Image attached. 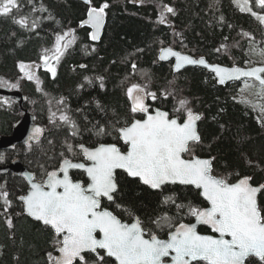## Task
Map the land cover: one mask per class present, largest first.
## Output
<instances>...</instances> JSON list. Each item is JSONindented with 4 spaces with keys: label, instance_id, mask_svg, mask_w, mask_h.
<instances>
[{
    "label": "trees",
    "instance_id": "1",
    "mask_svg": "<svg viewBox=\"0 0 264 264\" xmlns=\"http://www.w3.org/2000/svg\"><path fill=\"white\" fill-rule=\"evenodd\" d=\"M105 3L109 5L106 26L95 44L90 29L80 24L90 7ZM17 4L12 15H0V86L24 95L23 109L36 117L44 136L30 147L20 144L0 151L1 166L19 159L36 181H43L45 173L56 170L64 158L81 160L80 144H117L124 149L117 130L141 117L131 112L127 95V89L137 84L146 93L156 94V99L148 95L151 110H164L180 120L187 109L202 116L201 142L193 145V154L215 158L214 175L231 174L230 182L249 176L252 185L264 184V116L239 103L241 83L218 86L213 75L199 68L175 75L172 62L162 63L158 58L163 48L171 47L210 63L244 66L251 57H262L254 54L256 50L264 51V32L257 16L242 11L234 0H91L90 6L77 0H17ZM165 6L174 11L167 12ZM21 18L26 26L16 22ZM70 30L75 42L64 51L53 77L41 67L42 58L54 50L57 35ZM21 63L39 78V90L36 80H29L20 70ZM181 100L186 101L184 107ZM23 109L0 96V139L12 135ZM61 115L75 124V135L72 123L60 120ZM100 128L102 135L97 134ZM68 145L77 155L68 152ZM76 180L86 182L79 172ZM117 182L115 203L103 201V207L123 222L139 218L146 232L159 238H167L170 231L166 225L157 227L155 221L162 216L173 218L174 225L194 222L187 208L178 212L176 205L207 206L191 187L168 185L160 192L152 191L123 173ZM27 190L23 178L11 172L0 174V193L6 192L9 202L5 204L0 195V264H49L48 253L58 255L53 231L24 213L19 198ZM168 196L175 203H165ZM259 204L264 208V191ZM200 232L209 233L205 228ZM93 256L87 255L89 261ZM249 262L261 264L255 258ZM108 264L115 262L108 258Z\"/></svg>",
    "mask_w": 264,
    "mask_h": 264
},
{
    "label": "snow or ice",
    "instance_id": "2",
    "mask_svg": "<svg viewBox=\"0 0 264 264\" xmlns=\"http://www.w3.org/2000/svg\"><path fill=\"white\" fill-rule=\"evenodd\" d=\"M85 2L91 3V0ZM257 3L264 7V0H257ZM108 6L105 3L99 8L90 7L87 20L82 22V26L87 24L94 29L93 40L99 38ZM17 8V0H0L2 16L12 15ZM165 8L169 13L174 11ZM241 10L251 11V8ZM257 18L264 23V16ZM16 22L22 26L27 24L23 18ZM75 39L72 30L57 35L51 59L58 63ZM169 55L176 57L177 70L184 64H205L203 59L194 60L171 48L162 49L160 59ZM42 59L47 71L55 77L56 69L51 66L49 56ZM19 67L29 80H36L39 90L40 80L29 66L21 63ZM132 67L135 69L136 66L133 64ZM212 70L221 84L241 77L254 78L264 91V67L245 70L213 66ZM244 83L249 87L247 81ZM127 95L132 101L131 112L143 113L146 118L133 119L117 130L125 150L117 144L101 143L94 148L80 144V152L90 163L64 158L58 170L45 173L47 179L44 182L37 183L34 176H28L31 191L20 199L27 214L49 226L54 233V251L58 255L49 252V264H108V258H114L115 264H246L250 257L258 258L264 264V208L258 202L264 184L253 186L249 176L230 182L231 174L227 177L213 175L212 160L215 158L201 159L193 154V145L201 142L197 130L201 116L191 109H187L186 119L181 123L169 118L167 112L156 110L150 114L144 102L145 95L156 99V94L146 93L140 85L129 87ZM180 105L184 107L186 101L181 100ZM60 120L72 123L67 115H61ZM72 127L75 135L74 123ZM42 131L34 128L29 140L39 139ZM97 134H104V129L100 128ZM68 152L77 155L72 145H68ZM3 159L0 154V161ZM70 169L82 170L88 178L87 185L74 181L69 175ZM117 170H123L129 177L138 178L155 190L166 184L192 185L200 190L209 206L176 205L178 212L187 208V215L193 217L195 223L174 225L173 218L162 216L155 221L157 227L166 225L170 231L167 239H160L156 234L146 232L139 218L131 224L124 223L103 207L104 199L115 203ZM0 195L8 204V194ZM164 202L175 203L171 196L165 197ZM8 224L11 226V220ZM198 225L206 226L216 235L202 234L197 230ZM86 254H94L93 259L89 261ZM165 258L169 259L166 261Z\"/></svg>",
    "mask_w": 264,
    "mask_h": 264
},
{
    "label": "water",
    "instance_id": "3",
    "mask_svg": "<svg viewBox=\"0 0 264 264\" xmlns=\"http://www.w3.org/2000/svg\"><path fill=\"white\" fill-rule=\"evenodd\" d=\"M77 1H79V2H81V3H83V4H85L86 6H90V3H86L85 2V0H77ZM87 18H88V15H87ZM87 20V19H86ZM84 26H86V27H88L90 30H91V33L94 31V29L90 26V25H87V24H84L83 26H82V24H81V27H84ZM105 26H106V15L104 16V23H103V25H102V27L100 28V30H99V38L98 39H96V40H93V42L95 43V44H97V43H99V41H100V39L102 38V36H103V33H104V30H105ZM262 28H263V30H264V23L262 24ZM169 48H171V47H166V48H163V49H169ZM174 52H178V53H180L181 55H185V56H189L190 58H192V59H194V60H200V59H203L204 61H205V64L204 65H201V64H184L180 69H176V67H175V65H176V57L175 56H171V55H169V56H167V58L166 59H160V56H161V54H162V50L160 51V53H159V61L160 62H162V63H170V62H173V72H174V74L176 75V74H178V73H181V72H183L185 69H188V68H200V69H203V70H205V71H207V72H209L210 74H212L213 76H214V78L216 79V81H217V84H218V86H222V87H225V86H227L228 84H232V83H237V82H242V81H245V80H252V81H254V82H256L257 84H259V82L258 81H256L254 78H246V77H241V79L240 80H230V81H226L224 84H221L220 82H219V78L216 76V74H215V72L212 70V67L213 66H220V67H224V68H233V67H238V68H241V69H245V70H248V69H251V68H256V67H264V65H256V66H253V67H242V66H228V65H224V64H220V63H210V62H208L205 58H200V59H195L194 57H192V56H190V55H188V54H184V53H181L180 51H178V50H176V49H173V48H171ZM42 65H44V62L42 63ZM0 96L1 97H3V98H5V99H7V100H12V101H14V102H16L18 105H20V107L23 109V105H24V103H25V101H26V98L24 97V95H22V93L20 92V91H15V90H10V89H7L6 87H3V86H0ZM144 102H145V104L147 105V102H146V95H145V100H144ZM131 105H132V101H131ZM149 107V106H148ZM24 110V109H23ZM156 110H159V111H162V112H166V111H164V110H160V109H154L153 111H151L150 112V108H149V113L150 114H154L155 113V111ZM24 112V114H23V116H22V118L20 119V121L16 124V126L14 127V130H13V133H12V135L11 136H8V137H3V138H1L0 139V151H11V150H13L14 149V147L15 146H17V145H20V144H23V145H25V146H27V147H29V146H31L32 144H34V143H38V142H40L41 140H42V138H43V136H44V132L42 131V134L40 135V137H39V139H33V140H29V136L32 134V131H33V129L34 128H41L39 125H37L36 124V117L35 116H33V115H31L27 110H24L23 111ZM168 113V112H167ZM194 114H198V115H200L199 113H195V112H193ZM138 114H141V115H143L144 116V118H146L145 117V115L143 114V113H138ZM169 114V113H168ZM201 116V115H200ZM143 118V119H144ZM169 118H171V115L169 114ZM175 119H178V118H175ZM185 119H186V117H185ZM184 119V120H185ZM201 119H202V116H201ZM201 119L199 120V121H197V130H198V133L200 134V132H199V123H200V121H201ZM183 120V121H184ZM178 121L179 122H181L179 119H178ZM182 121V122H183ZM181 122V123H182ZM42 129V128H41ZM43 130V129H42ZM119 134V133H118ZM200 136H201V134H200ZM121 142H122V144H123V141L122 140H120ZM124 145V144H123ZM118 146V145H117ZM86 147V146H85ZM120 147V146H119ZM80 150V149H79ZM83 155V154H82ZM196 157H198V156H196ZM83 158H84V156H83ZM199 158H201V159H211V158H202V157H199ZM84 160H85V158H84ZM86 161V160H85ZM87 162V164L88 163H90V162H88V161H86ZM62 163V162H61ZM79 163H84V162H79ZM212 164H213V161H212ZM73 171H79V172H82V173H84L82 170H79V169H70L69 170V175L71 174V172H73ZM9 172H11V173H13V174H15L16 176H18V177H21V178H23L26 182H27V184H28V191H27V194L31 191V185H30V183H29V179H28V176H34V174L33 173H31L30 171H28L22 164H21V162H20V160L19 159H16V160H14L11 164H9V165H7V166H1L0 165V174H6V173H9ZM118 173H124L125 175H127V173L126 172H124L123 170H117V172H116V179H117V175H118ZM59 175L60 174H62V173H58ZM85 174V173H84ZM71 176V175H70ZM85 176H86V174H85ZM35 177V176H34ZM127 177L128 178H130V179H133V180H139L138 178H133V177H129L128 175H127ZM86 178H87V176H86ZM87 180H88V178H87ZM140 181V180H139ZM36 182V181H35ZM251 182V181H250ZM38 183V182H37ZM140 183L143 185V186H145V187H147V188H149L150 190H152V191H157V192H160V191H162V189H160V190H155V189H152V188H150L149 186H147V185H144L141 181H140ZM118 184V183H117ZM168 185H170V186H182V187H192V188H194L195 190H197V191H199V193H200V190H198V189H196L194 186H192V185H181V184H179V183H177V184H166V185H164L163 187H165V186H168ZM254 186V185H253ZM118 190H119V187H118ZM262 193V192H261ZM261 193H259L258 194V202H259V197H260V194ZM26 194V195H27ZM116 195V194H115ZM25 196V195H24ZM201 196V195H200ZM201 198L204 200V198L201 196ZM104 200H106V199H104ZM19 201L23 204V206H24V213H25V215L28 217V218H30L31 220H33V221H35V222H37V223H40L43 227H47V228H50L49 226H45L42 222H40V221H37V220H35L33 217H31V216H29L28 214H27V211H26V208H25V205H24V202L19 198ZM107 201V200H106ZM205 201V200H204ZM109 202V201H108ZM206 202V201H205ZM109 203H112V202H109ZM207 203V202H206ZM208 205V204H207ZM209 206V205H208ZM109 210V209H108ZM109 211H111V210H109ZM112 213H113V211H111ZM114 214V213H113ZM115 215V214H114ZM118 218V217H117ZM119 219V218H118ZM136 220V219H135ZM134 220V221H135ZM133 221V222H134ZM132 222V223H133ZM124 223H126V222H124ZM193 223H195V221L193 222ZM129 224H131V223H129ZM200 227H205V228H207L206 226H202V225H198V231H199V228ZM51 229V228H50ZM208 229V228H207ZM52 230V229H51ZM209 231H210V234L211 235H216V234H213V233H211V230L210 229H208ZM147 238V237H146ZM159 238V237H158ZM168 238V237H167ZM167 238H165V239H167ZM161 239V238H160ZM86 255H91V254H86ZM92 255H94V254H92ZM250 258H255V257H250ZM249 258V259H250ZM112 260H114V258H111ZM169 258H165V260L167 261ZM255 259H257L258 260V258H255ZM201 263H203V262H201ZM246 264H247V262H246Z\"/></svg>",
    "mask_w": 264,
    "mask_h": 264
},
{
    "label": "rangeland",
    "instance_id": "4",
    "mask_svg": "<svg viewBox=\"0 0 264 264\" xmlns=\"http://www.w3.org/2000/svg\"><path fill=\"white\" fill-rule=\"evenodd\" d=\"M234 1L237 2L238 7L240 9L241 8L247 9L250 7L251 11L248 12L251 13L255 12L257 14L255 16L257 17L264 16V7L259 6L257 0H234ZM66 39H70V37H66ZM70 47H68L67 49H69ZM52 52H47L46 55L49 56V58H51ZM254 54L262 55V57H260V59L257 57L256 58L251 57V61H247L244 65L245 67H252L254 65L264 64V51L256 50ZM50 64L56 69L59 65V62L57 63L55 60H50ZM244 82H242L241 85L238 87L237 99L239 103H241L244 107L255 112L258 116L260 117L264 116V91H262L260 85L256 84L255 82L247 81L249 87H245Z\"/></svg>",
    "mask_w": 264,
    "mask_h": 264
},
{
    "label": "flooded vegetation",
    "instance_id": "5",
    "mask_svg": "<svg viewBox=\"0 0 264 264\" xmlns=\"http://www.w3.org/2000/svg\"><path fill=\"white\" fill-rule=\"evenodd\" d=\"M79 161H83V159L82 160H79ZM71 178L74 180V181H76V171H73V172H71Z\"/></svg>",
    "mask_w": 264,
    "mask_h": 264
}]
</instances>
